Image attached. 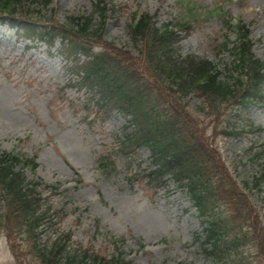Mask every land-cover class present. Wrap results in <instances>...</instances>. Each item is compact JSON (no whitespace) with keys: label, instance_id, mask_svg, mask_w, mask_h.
Here are the masks:
<instances>
[{"label":"rangeland","instance_id":"374dc122","mask_svg":"<svg viewBox=\"0 0 264 264\" xmlns=\"http://www.w3.org/2000/svg\"><path fill=\"white\" fill-rule=\"evenodd\" d=\"M96 0H54L35 6L42 19L67 23L71 16H88ZM115 13L107 20L103 38L128 51L143 68L139 47L131 38L127 21L136 12L155 15L158 24L173 21L192 3L197 15L190 18L191 31L183 36L179 51L211 59L220 69L229 61L225 18L233 16L251 28L254 52L264 59V0H115ZM215 9L221 15L208 14ZM95 24L100 17L95 13ZM41 30V29H38ZM25 35L0 20V150H16L37 156L36 176L61 184L60 192H48L46 202L61 211L56 227L71 233L72 245H83L109 254L115 238L125 237L123 249L133 264H212L204 253L201 221L185 188L169 180L156 187L149 177L153 156L147 147L127 144L131 130L128 117L101 101L77 74L80 58L70 54L60 39L50 46ZM113 49L112 45L97 42ZM135 55H137L135 57ZM84 56L81 57V60ZM134 67L135 64H133ZM130 71L132 68L129 69ZM134 71H136L134 69ZM198 95L176 99L177 113L194 114L203 149L225 162L228 173L244 182L250 204L264 229V184L251 187L253 176L264 171V109L232 108L226 114L243 133L224 136L220 122L201 111ZM188 125H183L184 130ZM263 149L256 159L254 154ZM221 166L224 165L221 161ZM27 173L33 176L31 170ZM239 218L255 225L245 207L236 205ZM64 214V215H63ZM55 222V221H54ZM252 229V227H249ZM252 231V230H251ZM264 239V231L261 233ZM14 246L0 228V264H37L26 242L13 235ZM247 242V241H246ZM251 264H264L254 246L246 248Z\"/></svg>","mask_w":264,"mask_h":264},{"label":"trees","instance_id":"16d2710c","mask_svg":"<svg viewBox=\"0 0 264 264\" xmlns=\"http://www.w3.org/2000/svg\"><path fill=\"white\" fill-rule=\"evenodd\" d=\"M27 2L29 0H0V12L10 16L24 13L21 10ZM114 5L113 0H99L96 9L105 19ZM184 5L185 11L179 15L181 21L178 17L175 26L171 23L156 25L148 13L139 17L135 13L129 21L132 38L143 45V68L128 60L127 51L119 48L113 54L107 51L92 53L83 46L86 41L72 38L68 44L73 50L83 51L89 57L81 65L84 78L94 85L102 100L111 101L115 107L132 114L136 130L128 138L132 143L145 144L151 149L157 165L153 170L155 181L161 184L163 178L171 174L188 187L203 224L204 251L214 264H250L246 262L243 249L245 239L257 246V253L264 255V239L261 236L264 229L259 215L252 207L250 214L255 216L252 229L238 230L235 227L236 222L228 207L235 209L233 196L240 195L245 199L246 196L239 191L237 184L229 186L231 190L226 189L228 179L225 173L223 176V172L219 171L221 166H213L211 170L212 158L200 157V154L211 155L203 149V145H195L194 141L188 144L199 138L194 123L196 116L189 112L177 113L175 106L176 99L199 93L204 98L202 110L222 121L221 124L226 123L227 119L222 116L229 106L245 102L264 105V60L255 56L250 29L246 24H233L231 20L228 21L229 31L224 47L232 45L228 49L233 53V60L224 76L216 71L212 61L180 54L177 43L181 36L175 28L187 21L183 18L187 3ZM71 27L73 33L85 39L102 30L100 26L93 28L92 17L73 18ZM232 34L235 39L230 38ZM184 124L190 131L183 129ZM231 129L229 131L234 132ZM32 161L35 167L33 159L23 160L19 155L9 153L0 155V189L3 195L0 220L28 240L24 239L29 254L34 256L40 252L37 260L40 264H132L122 251L104 255L89 249L68 248L62 233H53L55 229L49 232L50 242L39 248L38 241L44 236L41 227L48 210L41 200V191L17 168L25 165L24 162L30 164ZM230 183L234 184L232 180ZM71 249L73 251H69Z\"/></svg>","mask_w":264,"mask_h":264}]
</instances>
